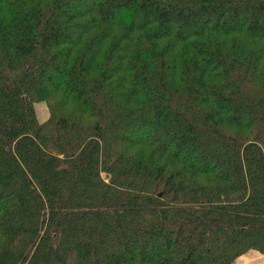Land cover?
<instances>
[{"label":"trees","instance_id":"1","mask_svg":"<svg viewBox=\"0 0 264 264\" xmlns=\"http://www.w3.org/2000/svg\"><path fill=\"white\" fill-rule=\"evenodd\" d=\"M252 250L264 0H0V264Z\"/></svg>","mask_w":264,"mask_h":264},{"label":"rangeland","instance_id":"2","mask_svg":"<svg viewBox=\"0 0 264 264\" xmlns=\"http://www.w3.org/2000/svg\"><path fill=\"white\" fill-rule=\"evenodd\" d=\"M37 110L41 120L48 118L49 110L45 102L39 103ZM234 264H264V254L260 251L252 250L239 257Z\"/></svg>","mask_w":264,"mask_h":264}]
</instances>
